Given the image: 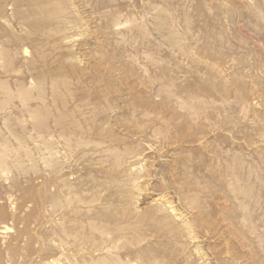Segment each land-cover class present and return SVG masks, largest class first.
I'll return each instance as SVG.
<instances>
[{
	"label": "rangeland",
	"instance_id": "1",
	"mask_svg": "<svg viewBox=\"0 0 264 264\" xmlns=\"http://www.w3.org/2000/svg\"><path fill=\"white\" fill-rule=\"evenodd\" d=\"M0 264H264V0H0Z\"/></svg>",
	"mask_w": 264,
	"mask_h": 264
}]
</instances>
